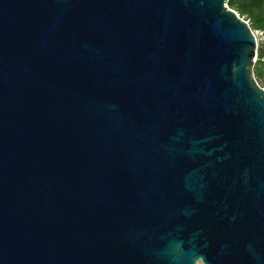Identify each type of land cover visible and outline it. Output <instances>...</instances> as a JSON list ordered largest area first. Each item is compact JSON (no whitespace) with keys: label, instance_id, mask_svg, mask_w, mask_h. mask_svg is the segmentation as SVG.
Instances as JSON below:
<instances>
[{"label":"water","instance_id":"1","mask_svg":"<svg viewBox=\"0 0 264 264\" xmlns=\"http://www.w3.org/2000/svg\"><path fill=\"white\" fill-rule=\"evenodd\" d=\"M228 0H0V264H264V88Z\"/></svg>","mask_w":264,"mask_h":264},{"label":"trees","instance_id":"2","mask_svg":"<svg viewBox=\"0 0 264 264\" xmlns=\"http://www.w3.org/2000/svg\"><path fill=\"white\" fill-rule=\"evenodd\" d=\"M228 6L248 21L254 32L262 33L258 40L254 75L264 88V0H228Z\"/></svg>","mask_w":264,"mask_h":264},{"label":"built area","instance_id":"3","mask_svg":"<svg viewBox=\"0 0 264 264\" xmlns=\"http://www.w3.org/2000/svg\"><path fill=\"white\" fill-rule=\"evenodd\" d=\"M248 22V21H247ZM249 23V22H248ZM258 33L259 36L262 35V33H259V32H255V34ZM257 43H258V39H257Z\"/></svg>","mask_w":264,"mask_h":264},{"label":"rangeland","instance_id":"4","mask_svg":"<svg viewBox=\"0 0 264 264\" xmlns=\"http://www.w3.org/2000/svg\"><path fill=\"white\" fill-rule=\"evenodd\" d=\"M256 37H257V39L259 40L260 36L258 35V33H256Z\"/></svg>","mask_w":264,"mask_h":264}]
</instances>
